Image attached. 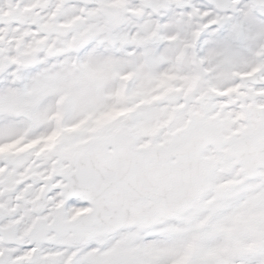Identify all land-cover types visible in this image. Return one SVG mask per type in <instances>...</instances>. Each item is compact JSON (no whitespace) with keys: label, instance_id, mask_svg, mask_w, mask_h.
Segmentation results:
<instances>
[{"label":"snow or ice","instance_id":"6c2138e0","mask_svg":"<svg viewBox=\"0 0 264 264\" xmlns=\"http://www.w3.org/2000/svg\"><path fill=\"white\" fill-rule=\"evenodd\" d=\"M0 264H264V0H0Z\"/></svg>","mask_w":264,"mask_h":264}]
</instances>
